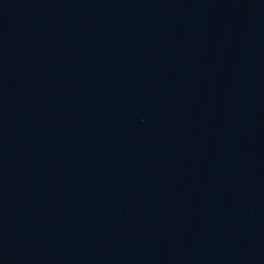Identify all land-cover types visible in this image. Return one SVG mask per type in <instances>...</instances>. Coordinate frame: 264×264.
I'll use <instances>...</instances> for the list:
<instances>
[{"label": "water", "instance_id": "obj_1", "mask_svg": "<svg viewBox=\"0 0 264 264\" xmlns=\"http://www.w3.org/2000/svg\"><path fill=\"white\" fill-rule=\"evenodd\" d=\"M0 264H264V124L135 159L0 168Z\"/></svg>", "mask_w": 264, "mask_h": 264}]
</instances>
